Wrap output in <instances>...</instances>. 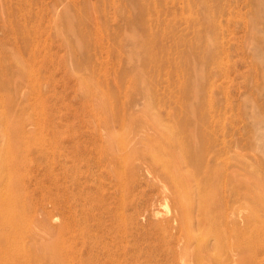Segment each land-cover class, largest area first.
<instances>
[{
    "label": "rangeland",
    "instance_id": "374dc122",
    "mask_svg": "<svg viewBox=\"0 0 264 264\" xmlns=\"http://www.w3.org/2000/svg\"><path fill=\"white\" fill-rule=\"evenodd\" d=\"M126 1L0 0V198L18 203L0 214H23L18 249L264 264V0ZM11 130L17 189L3 188Z\"/></svg>",
    "mask_w": 264,
    "mask_h": 264
},
{
    "label": "bare ground",
    "instance_id": "6f19581e",
    "mask_svg": "<svg viewBox=\"0 0 264 264\" xmlns=\"http://www.w3.org/2000/svg\"><path fill=\"white\" fill-rule=\"evenodd\" d=\"M130 0H127L126 2H129ZM190 1V0H189ZM134 3V2H133ZM134 5V4H133ZM131 6V5H130ZM140 6V5H139ZM138 6V7H139ZM133 7V6H132ZM134 7H135V5H134ZM137 7V6H136ZM137 7V8H138ZM140 11H142V9H143V5L142 6H140ZM138 9H135V11H137ZM139 11V10H138ZM138 13V12H137ZM139 14V13H138ZM142 14V13H141ZM64 18H65V16H64ZM68 20H70V22H72L71 20L72 19H68ZM67 19H66V22L68 21ZM74 20V19H73ZM74 22V21H73ZM72 22V23H73ZM76 22V21H75ZM138 22V21H137ZM136 22V23H137ZM72 23H65V32H68V31H72L73 29H75L74 28V26H77V25H79V24H72ZM77 23V22H76ZM141 23H142V21H141ZM64 24V23H63ZM74 25V26H73ZM137 25H138V23H137ZM144 28V27H143ZM140 29V28H139ZM74 31V30H73ZM144 31V30H143ZM62 33V32H61ZM72 33V32H71ZM74 33V32H73ZM72 33V34H73ZM143 33V32H142ZM71 34V35H72ZM64 35H66V34H64ZM64 35H62L61 37H63ZM70 35V34H69ZM79 35V34H78ZM73 36H74V34H73ZM63 38H65V37H63ZM77 38V37H76ZM140 38V37H139ZM66 39V38H65ZM136 39V38H135ZM77 40H78V38H77ZM81 40V39H80ZM79 40V41H80ZM143 40V39H142ZM141 40V41H142ZM135 41V40H134ZM141 41L139 42L140 44H141ZM146 41H147V39H146ZM67 42V41H66ZM80 42H84V41H80ZM137 44H139L138 42H137V39H136V41H135ZM143 42V41H142ZM135 43V44H136ZM144 43V42H143ZM142 43V44H143ZM67 44V43H66ZM137 44H136V46H137ZM144 44H146V42L144 43ZM144 44H143V46H144ZM81 45H82V43H81ZM148 45V44H147ZM82 48V47H81ZM83 49V48H82ZM82 49H80L79 48V50L80 51H82ZM190 56H192V55H190ZM193 58V57H192ZM194 62V61H193ZM19 63V62H18ZM187 63V62H186ZM191 64H192V62H191ZM195 65H196V63H194ZM19 67L17 68V70L19 71V76H20V78H23L25 75L26 76H28V77H30V79H31V72H30V70H28L26 67H23L21 64L20 65H18ZM191 65H189V67H190ZM188 67V68H189ZM192 67H193V65H192ZM196 67V66H195ZM191 68V67H190ZM193 70H196L195 68L193 69ZM192 70V71H193ZM191 73H193V72H191ZM198 73V72H197ZM196 73V74H197ZM196 74H195V78H196ZM200 74V73H199ZM194 75H192V77H193ZM199 77V76H198ZM195 78H193V79H195ZM198 79V78H197ZM191 80V79H190ZM196 80V79H195ZM194 81V80H193ZM195 82H197V81H195ZM192 83H194V82H192ZM198 84V83H197ZM191 85V87L194 85V84H190ZM195 86H196V83H195ZM198 86V85H197ZM190 87V88H191ZM192 88H194V87H192ZM197 88V87H196ZM195 91L196 90H194L193 92L195 93ZM191 91H189V93H190ZM193 92H192V95H190V96H192V97H194L193 95ZM195 98H196V96H195ZM194 98V99H195ZM193 99V100H194ZM192 100V99H191ZM196 101L197 100H195V103H196ZM197 104V103H196ZM192 107H194V106H192ZM190 109H193V108H191L190 107ZM190 109L188 110V111H190ZM193 111V110H192ZM191 111V112H192ZM197 111H198V109H197ZM196 111V112H197ZM194 112H195V108H194ZM198 114V113H197ZM193 114H191V116H192ZM193 117H194V115H193ZM196 118V117H195ZM194 118V119H195ZM199 120V119H198ZM181 124V123H180ZM15 125H16V127H17V124H16V122H15ZM183 125V124H182ZM180 127H182V126H180ZM17 130H11V134H12V136H11V138L9 137V139H8V142H9V145H11L12 147H11V149H9V147H8V149H5V153H6V156L8 157L9 156V161H7V163H6V165L11 169V171H12V173L11 172H7V174H6V177H7V181H6V183L3 185V188H6V189H9L12 185H13V187H16V189L18 188V183L17 182H15V179H16V173L18 174V167H19V165L21 164V160H19V153H16V152H14V151H12V148L14 147V146H17L18 144H19V142L21 143V140H22V136H18V134H16L15 135V133L14 132H16ZM24 136V135H23ZM28 137V136H27ZM163 137V136H162ZM28 141H30V137H28ZM122 144V143H121ZM18 147V146H17ZM15 148V147H14ZM13 148V149H14ZM19 148V147H18ZM29 148V147H28ZM109 149V148H108ZM199 150H202V149H199ZM16 151H18V150H16ZM108 151V150H107ZM196 151V150H195ZM21 152V151H20ZM118 152V151H117ZM105 153H106V151H105ZM120 153V152H119ZM194 153V152H193ZM196 153L197 152H195V154H194V156L196 155ZM117 154V153H116ZM199 154H201V152L199 153ZM202 155V154H201ZM23 156V155H22ZM196 156H198V155H196ZM118 157V156H117ZM192 157V156H191ZM258 157V156H257ZM21 158V157H20ZM195 158V157H194ZM197 158V157H196ZM199 158V157H198ZM263 158L264 157H262V160H263ZM1 159V158H0ZM120 159V158H119ZM193 160V159H192ZM198 160V159H197ZM196 160V161H197ZM256 160V159H255ZM195 161V162H196ZM199 161V160H198ZM2 163H4V161L2 160L1 162H0V164H2ZM125 163V162H124ZM192 163V162H191ZM190 163V164H191ZM202 164V163H201ZM199 165V164H198ZM1 166V165H0ZM3 167V166H2ZM199 167V166H198ZM20 168V167H19ZM18 171V172H17ZM121 172V171H120ZM196 173V172H195ZM5 175V174H4ZM248 176V175H247ZM233 178V177H232ZM262 178V177H261ZM237 179V178H236ZM243 179V178H242ZM241 179V180H242ZM263 179V178H262ZM234 180V182L236 181L235 179H233ZM241 180H239V181H241ZM252 180H254V179H252ZM247 181H249V183H250V180H247ZM244 182V181H243ZM243 182H242V184H243ZM255 182V181H254ZM236 183H237V181H236ZM246 184V183H245ZM15 185V186H14ZM253 185V184H252ZM231 186V185H230ZM237 186H238V183H237ZM244 186V185H243ZM257 186H261V185H257ZM255 187V186H254ZM239 188V187H238ZM11 190V189H10ZM259 190H261V189H259ZM228 191V190H227ZM239 191H240V189H239ZM244 191V190H243ZM235 192H236V190H235ZM261 192H262V190H261ZM256 193H258L257 191H256ZM263 193V192H262ZM264 194V193H263ZM262 194V195H263ZM1 196H2V194H0ZM3 195H4V193H3ZM216 195V194H215ZM261 195V194H260ZM264 196V195H263ZM252 197V196H251ZM2 198V197H1ZM0 198V201L1 202H3V201H6V203H7V205H9V206H11V207H15V206H18V203H17V201H14V198H7V199H5V196L1 199ZM239 199V198H238ZM246 201L248 200V199H245ZM260 200H262V199H260ZM240 201V200H239ZM251 201V200H250ZM249 201V202H250ZM197 202V201H196ZM244 202V201H243ZM248 202V203H249ZM198 203H199V200H198ZM3 204V203H2ZM223 204V203H222ZM194 205V204H193ZM261 205H262V203H261ZM196 206H197V203H196ZM246 206H249V204H246ZM1 208V207H0ZM237 208V207H236ZM242 208V207H241ZM248 208H251V207H248ZM244 209V208H243ZM257 209V208H256ZM238 210H239V208H238ZM241 210V209H240ZM251 210V209H250ZM243 211V210H242ZM244 211H247V209H245ZM243 211V212H244ZM258 211V210H257ZM205 212V211H204ZM248 212V211H247ZM230 213V215H232L231 214V212H229ZM240 213H242V212H240ZM245 213V212H244ZM243 213V214H244ZM247 214V213H246ZM254 214V213H253ZM252 214V215H253ZM261 214V213H260ZM228 216H229V214H228ZM261 216L263 217V213L261 214ZM245 218V217H244ZM23 219H24V217H23V214H21L20 216H19V219H16V218H8V217H5L4 215H2V214H0V264H39V262H40V260H41V258H40V255L37 253V251H35V250H33V249H25V251L26 252H24V250H22L21 252H20V250L18 249V245H17V243H16V239H17V237L19 236V234L21 233V230H20V227H19V225L18 224H20L21 223V221H23ZM245 220V219H244ZM253 220L254 221H256L258 224L260 223L261 224V222L262 221H264V218H260L259 216H256V217H254L253 218ZM243 223H245V221L243 222ZM248 223V222H247ZM240 224V223H239ZM259 224V225H260ZM215 225V224H214ZM232 225H233V223H232ZM240 225H242V224H240ZM249 225V224H248ZM262 225V224H261ZM261 225L257 228V230L255 231V235L257 234V235H264V229H263V227H261ZM224 227V226H223ZM241 227V226H240ZM25 229V228H24ZM244 229V228H243ZM197 232V231H196ZM215 232H216V230H215ZM193 234V233H192ZM233 234V233H232ZM211 236H213V235H211ZM246 237V235L244 234V235H242L241 236V239L242 240H244V238ZM213 238V237H212ZM57 239H59V238H57ZM220 239H221V236H215L214 237V242H215V244H218L219 242H220ZM246 239V238H245ZM232 241V240H231ZM230 241V242H231ZM245 241V240H244ZM20 244V243H19ZM44 245H45V247H46V251L47 252H50V257L51 258H54V257H59L60 256V251L61 250H59V248L60 247H58V244L57 245H54V244H51L50 246H48L47 247V243L45 244V243H43ZM42 244V245H43ZM214 244V245H215ZM231 245V244H230ZM215 246H217V245H215ZM263 246V245H262ZM38 247V246H37ZM264 247V246H263ZM37 250V249H36ZM189 250V249H188ZM212 250V249H211ZM216 250V249H215ZM214 250V251H215ZM225 250V249H224ZM223 250V251H224ZM228 250V249H227ZM213 251V250H212ZM212 251H211V253L209 252V254H213V255H211L213 258H214V261L215 262H217V264H221V263H223L222 261H223V259H221V258H223V257H219L218 255H214V253H212ZM218 251V250H217ZM220 251V250H219ZM229 251V250H228ZM264 251V250H263ZM201 252H202V249H201ZM221 252V251H220ZM226 252V251H225ZM219 254H222V252L221 253H219ZM227 255V254H226ZM235 255V254H234ZM233 255V256H234ZM46 256V255H45ZM231 256H232V252H231ZM207 257H208V255H207ZM224 257H225V254H224ZM209 258V257H208ZM231 258V257H230ZM234 259H235V257H234ZM234 261V260H233ZM258 261V260H257ZM212 262V261H211ZM229 262V261H228ZM230 263V262H229ZM233 264H239L240 262H237V261H235V262H232ZM231 263V264H232ZM59 264H64V263H59ZM215 264V263H214ZM261 264V263H260Z\"/></svg>",
    "mask_w": 264,
    "mask_h": 264
}]
</instances>
